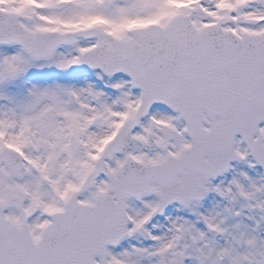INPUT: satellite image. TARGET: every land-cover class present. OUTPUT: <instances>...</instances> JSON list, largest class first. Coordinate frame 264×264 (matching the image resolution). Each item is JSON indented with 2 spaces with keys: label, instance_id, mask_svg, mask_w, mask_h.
Masks as SVG:
<instances>
[{
  "label": "snow or ice",
  "instance_id": "6c2138e0",
  "mask_svg": "<svg viewBox=\"0 0 264 264\" xmlns=\"http://www.w3.org/2000/svg\"><path fill=\"white\" fill-rule=\"evenodd\" d=\"M0 264H264V0H0Z\"/></svg>",
  "mask_w": 264,
  "mask_h": 264
}]
</instances>
